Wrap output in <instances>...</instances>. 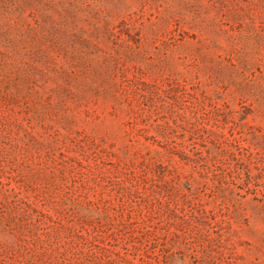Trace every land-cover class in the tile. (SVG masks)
Returning a JSON list of instances; mask_svg holds the SVG:
<instances>
[{"label":"rangeland","instance_id":"obj_1","mask_svg":"<svg viewBox=\"0 0 264 264\" xmlns=\"http://www.w3.org/2000/svg\"><path fill=\"white\" fill-rule=\"evenodd\" d=\"M0 264H264V0H0Z\"/></svg>","mask_w":264,"mask_h":264}]
</instances>
